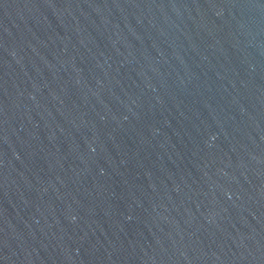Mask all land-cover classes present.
I'll return each mask as SVG.
<instances>
[{
  "label": "water",
  "instance_id": "water-1",
  "mask_svg": "<svg viewBox=\"0 0 264 264\" xmlns=\"http://www.w3.org/2000/svg\"><path fill=\"white\" fill-rule=\"evenodd\" d=\"M0 264H264V0H0Z\"/></svg>",
  "mask_w": 264,
  "mask_h": 264
}]
</instances>
